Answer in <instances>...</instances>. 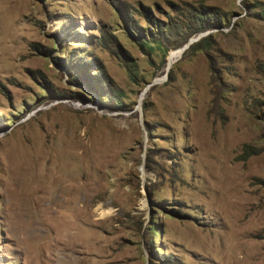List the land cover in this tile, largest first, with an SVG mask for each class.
Masks as SVG:
<instances>
[{
  "label": "rangeland",
  "instance_id": "rangeland-1",
  "mask_svg": "<svg viewBox=\"0 0 264 264\" xmlns=\"http://www.w3.org/2000/svg\"><path fill=\"white\" fill-rule=\"evenodd\" d=\"M0 264H264V0H0Z\"/></svg>",
  "mask_w": 264,
  "mask_h": 264
},
{
  "label": "water",
  "instance_id": "water-1",
  "mask_svg": "<svg viewBox=\"0 0 264 264\" xmlns=\"http://www.w3.org/2000/svg\"><path fill=\"white\" fill-rule=\"evenodd\" d=\"M184 49H186V47H185V48H183L182 50L184 51Z\"/></svg>",
  "mask_w": 264,
  "mask_h": 264
},
{
  "label": "bare ground",
  "instance_id": "bare-ground-1",
  "mask_svg": "<svg viewBox=\"0 0 264 264\" xmlns=\"http://www.w3.org/2000/svg\"><path fill=\"white\" fill-rule=\"evenodd\" d=\"M81 193V192H80Z\"/></svg>",
  "mask_w": 264,
  "mask_h": 264
}]
</instances>
